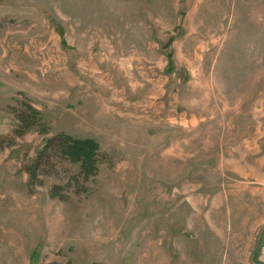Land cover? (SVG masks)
<instances>
[{"label": "rangeland", "instance_id": "rangeland-1", "mask_svg": "<svg viewBox=\"0 0 264 264\" xmlns=\"http://www.w3.org/2000/svg\"><path fill=\"white\" fill-rule=\"evenodd\" d=\"M50 263L264 264V0H0V264Z\"/></svg>", "mask_w": 264, "mask_h": 264}, {"label": "trees", "instance_id": "trees-1", "mask_svg": "<svg viewBox=\"0 0 264 264\" xmlns=\"http://www.w3.org/2000/svg\"><path fill=\"white\" fill-rule=\"evenodd\" d=\"M17 135H22L28 130L36 127L40 121V113L30 105H24V111L15 114ZM62 153L71 158L74 162H80L83 173L90 175L95 169L98 158V145L91 140H74L68 136H62ZM52 142V141H51ZM50 142V143H51ZM54 188L50 193L52 197H59ZM55 264V263H50Z\"/></svg>", "mask_w": 264, "mask_h": 264}]
</instances>
